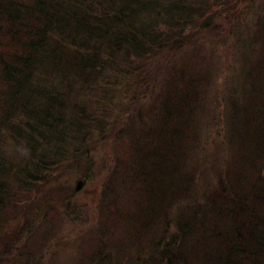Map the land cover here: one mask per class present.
I'll return each mask as SVG.
<instances>
[{
	"label": "trees",
	"instance_id": "trees-1",
	"mask_svg": "<svg viewBox=\"0 0 264 264\" xmlns=\"http://www.w3.org/2000/svg\"><path fill=\"white\" fill-rule=\"evenodd\" d=\"M255 1L0 0V264H264Z\"/></svg>",
	"mask_w": 264,
	"mask_h": 264
},
{
	"label": "rangeland",
	"instance_id": "rangeland-1",
	"mask_svg": "<svg viewBox=\"0 0 264 264\" xmlns=\"http://www.w3.org/2000/svg\"><path fill=\"white\" fill-rule=\"evenodd\" d=\"M260 4H261V0H258L256 3H253L252 5H249V6L243 5L242 9L245 10L244 12L246 14L248 13L247 15H245L246 22L244 23V26H251L252 21L258 17V14L261 10ZM222 23H223V27L227 29L228 28L227 24L223 21ZM205 27L207 28L204 31L205 36L204 38H202V41L199 43L198 46H204V47L208 46L203 49L202 55L205 56L208 64L212 63V67H215V64L218 67H221L220 64L222 62L226 64V62L232 59L233 52L230 51V45H229L228 39L226 38V40L224 41L225 37L223 36L222 38L216 40L215 38H219L221 36V33L220 34L214 33L212 31V28H210L207 22L205 24ZM212 50H215V55L213 53H210V51ZM181 54L183 53L181 52ZM207 59H213V60L208 61ZM224 90H225L224 86H221L219 90L216 93H214L213 97H211V101L215 100L217 103L225 102L227 99L226 98L224 99V97L222 96V93L224 92ZM216 98L218 101L216 100ZM221 157L222 156H218L217 158L220 159ZM220 162H219V166H220ZM77 180L79 179H75V181L73 180L74 186ZM80 189H81L80 197L83 199L84 204L87 205L91 202H95L97 193H95L94 188H92L91 186H86ZM79 227L82 229L81 225H79ZM70 236H72V234H70ZM63 256L64 254H61L59 256V260L57 261L55 260L54 262L48 261L46 262V264H59ZM66 260L67 259L65 258L63 261V264H67Z\"/></svg>",
	"mask_w": 264,
	"mask_h": 264
},
{
	"label": "bare ground",
	"instance_id": "bare-ground-1",
	"mask_svg": "<svg viewBox=\"0 0 264 264\" xmlns=\"http://www.w3.org/2000/svg\"><path fill=\"white\" fill-rule=\"evenodd\" d=\"M1 130H2V129H1ZM4 132H5V131H4ZM0 134H1V133H0ZM36 137H37V136H36ZM64 137H65V136H64ZM64 137H63V138H64ZM42 145H43V144H42ZM45 146H46V145H45ZM1 164H2V163H1ZM4 164H6V163H4ZM4 164H3V165H4ZM6 166H7V165H6ZM1 168H2V172L5 171V169L3 170V167H2V166H1ZM6 170H7V168H6ZM12 171H13V170H12ZM14 171H15V170H14ZM17 171H19V170H17ZM17 171H15V172H17ZM2 172H1V173H2ZM21 172H22V171L20 170V173H21ZM4 173H5V172H4ZM6 173H7V171H6ZM6 173H5V174H6ZM9 173H11V172H9ZM9 173H8V174H9ZM5 174H3V175H5ZM8 174H7V175H8ZM14 174H15V173H14ZM14 174H13V175H14ZM18 174H19V173H18ZM18 174H17V175H18ZM7 175H6V176H7ZM15 175H16V174H15ZM0 176H1V174H0ZM6 176H5V177H6ZM10 176H12V175H10ZM19 176H20V175H19ZM19 176H18V177H19ZM2 177H3V176H2ZM21 178H22V177H21ZM1 179H3V178H0V180H1ZM22 179H23V178H22ZM23 181H24V180H23ZM21 182H22V181H21ZM24 183H25V182H24ZM27 183H28V182H27ZM21 184L23 185V183H21ZM24 185H25V184H24ZM33 185H34V184H33ZM21 187H22V186H21ZM33 187H34V186H33ZM25 188H27V187H25ZM28 188H29V187H28ZM29 190H30V189H29ZM73 190H74V189H73ZM1 191H2V190H1ZM26 191H28V190H26ZM50 191H51V190H50ZM2 193H4V195H5V192H2ZM29 193H30V192H29ZM31 193H32V192H31ZM51 193H52V191H51ZM75 193H78V192L75 191ZM26 195H27V194H26ZM7 196H8V195H6V197H7ZM12 196H14V195H12ZM16 196H17V195H16ZM28 196H29V194H28ZM31 196H32V195H31ZM33 196H34V195H33ZM33 196H32V197H33ZM17 197H18V196H17ZM20 197H21V196H20ZM28 198H29V197H28ZM9 202H10V201H9ZM11 202H13V201H11ZM16 203H17V202H16ZM17 204H19V203H17ZM3 205H4V204H3ZM16 208H17V207H16ZM18 208H19V207H18ZM76 209H77V208H76ZM78 209H79V208H78ZM17 211H18V210H17ZM17 211H16V212H17ZM16 212H15V213H16ZM57 212H58V211H57ZM74 213H76V212H74ZM16 214H17V213H16ZM20 214H21V213H20ZM20 214H19V215H20ZM77 215L79 216V214H77ZM23 216H24V215H23ZM23 216H22V219H23ZM72 216H73V215H72ZM74 216H76V215H74ZM39 217H40V216H39ZM41 217H43V216L41 215ZM79 217H80V216H79ZM17 218H18V217H17ZM24 219H25V218H24ZM24 219H23V220H24ZM46 219H47V218H46ZM76 219H77V218H76ZM20 220H21V219H20ZM77 220H78V219H77ZM77 220H76V221H77ZM91 220H92V219H91ZM21 221H22V220H21ZM47 222H48V220H47ZM47 222H46V223H47ZM72 222H73V221H72ZM78 222H79V223H82V221L80 222V220H79ZM78 222H75V223H78ZM95 223H96V222H95ZM21 224H22V223H21ZM47 224H49V223H47ZM83 224H84V223H83ZM86 224H87V223H86ZM86 224H85V225H86ZM23 225H25V224H23ZM79 225H80V224H79ZM88 225H89V224H88ZM43 226H45V225L43 224ZM43 226H42V227H43ZM86 226H87V225H86ZM31 227H32V226H31ZM44 228H45V227H44ZM54 228H55V227H54ZM44 230H46V229H44ZM51 230H52V229H51ZM39 231H40V230H39ZM39 231H38V232H39ZM26 232H27V231H26ZM34 233H35V232H34ZM30 234H31V233H30ZM32 234H33V233H32ZM23 235H24V234H23ZM23 235H22V236H23ZM27 235H29V234H27ZM35 235H36V234H35ZM27 237H29V236H27ZM25 238H26V237H25ZM25 238H24V239H25ZM31 238H32V237H31ZM56 238H57V237H56ZM55 240H56V239H55ZM55 240H54V241H55ZM77 241H78V240H77ZM77 241H76V242H77ZM19 242H21V241H19ZM25 242H26V241H25ZM28 242H29V240H28ZM22 243H23V242H22ZM22 243H21V244H22ZM26 243H27V242H26ZM105 243H106V242H105ZM18 244H19V243H18ZM32 244H33V243H32ZM103 244H104V243H103ZM13 245H14V244H13ZM13 245H12V246H13ZM26 245H27V244H26ZM26 245H25V246H26ZM99 245H100V244H99ZM106 245H107V244H106ZM19 246H20V245H19ZM19 246H18V247H19ZM21 247H22V246H21ZM21 247H20V248H21ZM52 247H53V246H52ZM96 247H97V246H96ZM103 247H104V246H103ZM22 248H23V247H22ZM22 248H21V249H22ZM24 248H25V247H24ZM28 248H29V247H28ZM11 249H12V248H11ZM14 249H15V248H14ZM26 249H27V246H26V248H25L24 250H26ZM15 250H17V249H15ZM24 250H23V251H24ZM99 250H101V249H99ZM18 251H19V250H18ZM21 251H22V250H21ZM49 251H50V250H49ZM19 252H20V251H19ZM28 252H29V250H28ZM13 253H14V252H13ZM20 253H21V252H20ZM11 254H12V253H11ZM16 254H17V253H16ZM24 254L26 255V253H24ZM27 254L29 255V253H27ZM105 255H106V254H105ZM99 256H100V255H99ZM145 257H146V256H145ZM26 258H27V257H26ZM149 259H150V258H149ZM36 260H37V259H36ZM100 260H101V259H100ZM15 261H17V260H15ZM20 261H21V260H19V262H20ZM33 261H34V260H33ZM37 261H38V260H37ZM27 262H28V261H27ZM160 264H161V263H160Z\"/></svg>",
	"mask_w": 264,
	"mask_h": 264
},
{
	"label": "water",
	"instance_id": "water-1",
	"mask_svg": "<svg viewBox=\"0 0 264 264\" xmlns=\"http://www.w3.org/2000/svg\"><path fill=\"white\" fill-rule=\"evenodd\" d=\"M80 186H81V183H78L75 189L78 190Z\"/></svg>",
	"mask_w": 264,
	"mask_h": 264
}]
</instances>
